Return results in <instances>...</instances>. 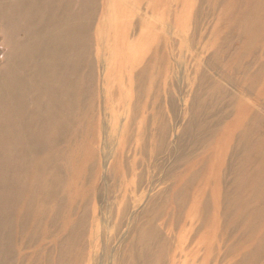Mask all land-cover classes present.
Wrapping results in <instances>:
<instances>
[{
    "label": "rangeland",
    "instance_id": "rangeland-1",
    "mask_svg": "<svg viewBox=\"0 0 264 264\" xmlns=\"http://www.w3.org/2000/svg\"><path fill=\"white\" fill-rule=\"evenodd\" d=\"M31 1L0 0V103ZM84 1L49 134L0 158V264H264V0Z\"/></svg>",
    "mask_w": 264,
    "mask_h": 264
},
{
    "label": "bare ground",
    "instance_id": "bare-ground-1",
    "mask_svg": "<svg viewBox=\"0 0 264 264\" xmlns=\"http://www.w3.org/2000/svg\"><path fill=\"white\" fill-rule=\"evenodd\" d=\"M78 3L79 1L77 0H53L49 3L50 6L47 13L42 14V12L40 13L38 10H42L41 2L38 0L31 1L32 5H30V10H32L34 22L39 21L42 23V19L44 22H49L46 24V28H50V33H48L47 38L46 32L42 35V25L39 28L40 30L36 28L32 29L33 32L29 34L30 36L27 40L30 42L29 46H31L32 49V54L29 56L32 58L30 61L33 65L29 69L20 68L18 71H10V73L3 78L4 82L2 83V89L4 95L1 101L2 103H0V121L2 125L5 126L3 128L1 127L3 129L1 132L3 138L0 141L1 159L10 155L7 153L6 148L9 151L11 149L14 152L17 151V145L25 142L24 140L26 139L28 131H32L41 142L42 138L50 132L48 127L53 123L54 119L56 120V116L54 114L51 116L52 110L50 111V105L53 104V106H55L61 102L57 98L55 100L52 99L46 106L47 109L44 108L42 111L40 104H42V96L44 93L42 94V92H39L35 95L33 90L38 85L42 87V79L44 81L46 79L47 81H53L54 87L53 85L51 87L55 88L57 86L61 89L60 83L64 80V77L60 76V69L64 66V64L68 67L66 70L68 72V76H65L67 78L66 84L71 83L75 73L78 71L82 61H79L78 59L81 54L77 50H80L81 43H77L76 37L80 33L81 29L80 19L87 9V4H85L84 0H82L80 4ZM72 12L76 15L73 14L72 19L65 21L63 19L64 15L72 14ZM81 12L82 14L80 15ZM57 15L60 16L57 17ZM70 21L71 23L67 24V22ZM68 26L70 33L76 34V37H73L70 34L68 39L63 42L61 31L68 28ZM26 46L28 47V45ZM19 57L21 56L19 55ZM22 62H27V59H22ZM45 85L48 86V83L46 82ZM46 86H43V88H48ZM72 87L73 86L70 84L71 90L73 89ZM40 89L42 91V88ZM56 93H59L58 95L62 96L60 90L56 91ZM67 98L69 100L67 103L72 104L71 99H69L68 96ZM7 105H9V108H7ZM36 116L40 119V125L37 128H34L32 125L31 128V124L33 123L32 121L36 118ZM61 121H63V119ZM9 145L11 146L9 147ZM24 156L25 158H22V160L25 165H28L29 155L27 154V156ZM20 159L21 157L17 155L14 161L16 163L17 172L14 179H20L18 178V173H20V169H22L19 166V164H21V162H19ZM7 164L8 163L4 165ZM23 168L25 169V166H23ZM3 174L5 173L1 170L0 179L5 178L3 177ZM2 199L3 195L0 196V202ZM1 244L2 238H0V247Z\"/></svg>",
    "mask_w": 264,
    "mask_h": 264
}]
</instances>
